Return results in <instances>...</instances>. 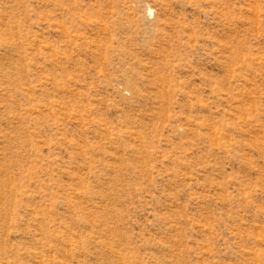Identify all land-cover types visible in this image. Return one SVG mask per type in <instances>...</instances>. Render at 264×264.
Listing matches in <instances>:
<instances>
[{"label": "rangeland", "instance_id": "1", "mask_svg": "<svg viewBox=\"0 0 264 264\" xmlns=\"http://www.w3.org/2000/svg\"><path fill=\"white\" fill-rule=\"evenodd\" d=\"M0 264H264V0H0Z\"/></svg>", "mask_w": 264, "mask_h": 264}, {"label": "bare ground", "instance_id": "2", "mask_svg": "<svg viewBox=\"0 0 264 264\" xmlns=\"http://www.w3.org/2000/svg\"><path fill=\"white\" fill-rule=\"evenodd\" d=\"M148 12H150V11H148ZM150 14V13H149ZM69 249V248H68Z\"/></svg>", "mask_w": 264, "mask_h": 264}]
</instances>
